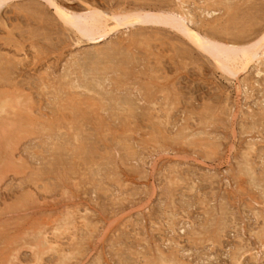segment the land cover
I'll return each instance as SVG.
<instances>
[{
	"label": "rangeland",
	"instance_id": "1",
	"mask_svg": "<svg viewBox=\"0 0 264 264\" xmlns=\"http://www.w3.org/2000/svg\"><path fill=\"white\" fill-rule=\"evenodd\" d=\"M263 34L264 0H0V264H264Z\"/></svg>",
	"mask_w": 264,
	"mask_h": 264
},
{
	"label": "bare ground",
	"instance_id": "2",
	"mask_svg": "<svg viewBox=\"0 0 264 264\" xmlns=\"http://www.w3.org/2000/svg\"><path fill=\"white\" fill-rule=\"evenodd\" d=\"M57 10H58L60 13L63 14V12L61 11L60 8H57ZM68 17H69V16H68ZM68 17H67V18H68ZM176 17H177V16H176ZM69 18H70V17H69ZM74 18H76V17H73V20L76 21V23L79 22V21L75 20ZM93 19H95V18H93ZM93 19H92L91 21H89V23H91V22L93 21ZM144 19H145V17H144ZM146 19H147V22H148V18H146ZM178 19H179V17H178ZM70 20H71V18H70ZM71 21H72V20H71ZM130 21H131V20H130ZM130 21H129V22H130ZM139 21H141V20L139 19ZM143 21H144V20H143ZM95 22H96V21H95ZM144 22H145V21H144ZM73 23H74V22H73ZM79 23H80V24L82 23V25L84 26V22H79ZM93 23H94V22H93ZM181 23H183V22L181 21ZM94 24H95V23H94ZM92 26H94V25H92ZM100 26H101V25H100ZM78 27H79V24H78ZM80 31H81V29H80ZM187 33L191 34V36L194 35V33L192 34V32L189 31V30H188ZM189 34H188V35H189ZM196 36H197V35H196ZM197 37H199V36H197ZM201 39H202V40H201ZM195 40H196V39H195ZM200 40H201L202 42H204L203 40H207V39H204V38H201V37H200ZM201 41H200V42H201ZM202 42H201V43H202ZM197 43H198V41H197ZM208 43H209V42H208ZM211 43H212V42H211ZM207 45H208V44H207ZM209 46H210V45H209ZM261 46H264V34H263V35L260 37V39H259L258 49H259V47H261ZM210 47H211V46H210ZM214 47H215V46H214ZM214 47H213V48H214ZM256 47H257V46H256ZM258 49H257V50H258ZM214 50H215V49H214ZM257 50H256V51H257ZM216 52H217V53H216ZM210 53H211V52H210ZM215 53H216V54H215ZM215 53H214V54H215V58H216L218 61H223V59L221 58V53H224V52L220 49V51H215ZM212 54H213V53H212ZM254 54H255V53H254ZM230 58L233 59L232 57H229V55H228L227 53L224 54V60H225V61L229 60ZM217 60H216V62H217ZM233 60H234V59H233ZM233 60H232V61H233ZM229 61H230V60H229ZM223 62H224V61H223ZM220 63H221V62H220ZM220 63H218V64L220 65ZM221 64H222V63H221ZM222 65H223V64H222ZM222 65H221V66H222ZM222 67H223V66H222Z\"/></svg>",
	"mask_w": 264,
	"mask_h": 264
}]
</instances>
